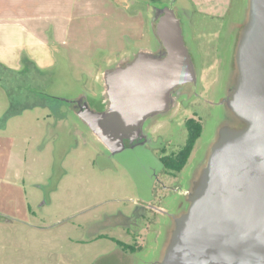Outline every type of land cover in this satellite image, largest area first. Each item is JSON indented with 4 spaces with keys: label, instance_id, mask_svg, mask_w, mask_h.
I'll return each instance as SVG.
<instances>
[{
    "label": "rangeland",
    "instance_id": "rangeland-1",
    "mask_svg": "<svg viewBox=\"0 0 264 264\" xmlns=\"http://www.w3.org/2000/svg\"><path fill=\"white\" fill-rule=\"evenodd\" d=\"M122 1L70 0L62 13L33 20L45 28L41 40L32 43L36 34H26L9 49L0 44V62L8 68L24 70L29 59L50 73L49 81L33 73L23 78L38 85L26 99L0 81V264L158 263L170 217L222 120L248 0ZM165 7L182 22L199 80L185 85L146 144L112 156L93 135H83L65 100L98 95L102 72L125 55L156 52L153 21ZM190 118L201 120L204 132L185 169L170 175L160 158L185 145ZM134 214L130 236L125 216Z\"/></svg>",
    "mask_w": 264,
    "mask_h": 264
},
{
    "label": "water",
    "instance_id": "water-1",
    "mask_svg": "<svg viewBox=\"0 0 264 264\" xmlns=\"http://www.w3.org/2000/svg\"><path fill=\"white\" fill-rule=\"evenodd\" d=\"M155 35L165 52L140 50L102 78L108 105L77 112L111 152L141 137L145 121L168 111L179 86L199 80L182 22L162 9ZM228 100L241 121L217 126L189 180L186 210L170 223L157 264H264V0H248L233 46Z\"/></svg>",
    "mask_w": 264,
    "mask_h": 264
},
{
    "label": "flooded vegetation",
    "instance_id": "flooded-vegetation-1",
    "mask_svg": "<svg viewBox=\"0 0 264 264\" xmlns=\"http://www.w3.org/2000/svg\"><path fill=\"white\" fill-rule=\"evenodd\" d=\"M155 24H156V22H155ZM153 33H155V30H154ZM142 50H148V49H142ZM139 51L140 50H137V51H135L133 53H129V54L125 55L118 62L114 61V62L110 63V65L111 66H121V65H125V64L131 62L135 58V56L137 55V53ZM156 52H158V53L165 52V48L163 47V45H161L160 42H159V44H157V51ZM98 76H99V74H98ZM229 78H230V80H229L227 86L225 87L224 97L222 99L223 116H222V120L220 122V125L221 124H226V123L241 125L242 124L241 121L229 109L228 100L231 98V95L233 93L234 86H235V74H233L232 71H230V77ZM98 80H99V83H100V93L98 95H96V96H81V97H79L77 99H74V100H65V102H66V109L68 111V114L75 120L74 123L77 122L79 124V126H81L83 128V135H86V136H89V137L92 136L93 134L87 128V126L81 121V119L79 118L77 112L79 110H82L86 106H88V107H90V108H92L93 110H96V111H102L108 105V102L106 101L105 97L103 96V92L105 90V87H104V82H103L102 74L100 75V78ZM185 93H186V87H185V85L177 87L172 92V96H173V98H175V101L172 103L171 108L168 111L156 113L153 116H151L147 121H145L144 124H143V126H142V128H141L142 129L141 130V137L138 138V139H136V140H134V141H131L129 138H126L124 140L125 148L123 150H125L127 148H134L136 146L146 144L147 141H148V139H149L148 138V135L151 133L152 129L159 123L160 119L163 116H165L166 114L170 113L171 111H173V109H175L177 107L180 98ZM97 142H99V141H97ZM99 144L102 145V146H104L100 142H99ZM104 148L112 156H114V155H116L118 153V152H116V153L111 152L105 146H104ZM185 193H184V199L185 200L182 201L180 207L178 208V211L176 213H174L173 215H171V217H170V223H172L174 221V218L175 217H177L179 214L183 213L186 210L188 200H187V194H185ZM125 219H127V222H128V225L127 226L129 227L128 235L131 236L132 234L130 232L131 231L130 228H132L133 225L135 224V214L132 215V216H130V217L125 216ZM133 220H134V222L132 223ZM91 226L92 225H90L89 227H87V226L85 227L86 228V231H85L86 234H87L88 230L90 231L92 229ZM101 230H102V227L99 226V228L97 227V229H96L95 232L99 233V232H101ZM100 235H101L100 236L101 237L100 239H102V238H104V236H106V235L101 234V233H100ZM116 242L125 251H127L128 249H130L131 251H134L135 250L134 246H131V245L125 244V243L123 244V242H120L118 240Z\"/></svg>",
    "mask_w": 264,
    "mask_h": 264
},
{
    "label": "crops",
    "instance_id": "crops-1",
    "mask_svg": "<svg viewBox=\"0 0 264 264\" xmlns=\"http://www.w3.org/2000/svg\"><path fill=\"white\" fill-rule=\"evenodd\" d=\"M111 1L118 2V0ZM68 3H71L70 0H0V26L5 27L0 28V35H8L7 38L0 37V44H2L3 47L5 46L3 49H9L12 47V44L26 41L23 40V38L21 39V35L24 37L26 34L31 36L36 34V36L32 37L30 40L32 43L35 42L34 38L41 40L39 35L43 37L42 34L45 28L41 23H35L33 20L36 21V19L40 18V14L49 17L59 12L62 13V11L68 7ZM89 3H91V1ZM89 3L88 5H90ZM85 4L86 3L83 1L82 5L85 6ZM96 4L91 8H87L95 9ZM74 6L75 3L72 8H75ZM154 26L155 19L153 21V32ZM52 31L54 32V29H52L51 32ZM16 39L21 40L14 42Z\"/></svg>",
    "mask_w": 264,
    "mask_h": 264
},
{
    "label": "trees",
    "instance_id": "trees-1",
    "mask_svg": "<svg viewBox=\"0 0 264 264\" xmlns=\"http://www.w3.org/2000/svg\"><path fill=\"white\" fill-rule=\"evenodd\" d=\"M121 1L122 0H118V2ZM151 1L156 2L159 0ZM25 62L26 68L21 71H14L0 63V81L8 84L11 87L12 91H17L18 95L22 99L27 98L26 94H29L30 87H38L37 84L34 85L33 82H30V79L28 81L23 80V78L26 77L27 74L33 73L36 75V77H42V79H39L41 81H49L48 78L50 75V73L45 74L40 69H38L37 65L31 60L25 59ZM41 73L43 75H41ZM24 82H29V85H24ZM186 128L188 130V137L186 139L185 145L179 151L174 152L170 155H163L160 158L166 172L170 175L176 176L185 169L196 148L198 140L201 138L204 132V125L202 121L195 118H190L186 121Z\"/></svg>",
    "mask_w": 264,
    "mask_h": 264
}]
</instances>
